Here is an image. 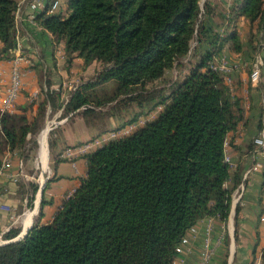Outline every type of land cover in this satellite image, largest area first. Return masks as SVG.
I'll list each match as a JSON object with an SVG mask.
<instances>
[{
  "label": "trees",
  "instance_id": "trees-1",
  "mask_svg": "<svg viewBox=\"0 0 264 264\" xmlns=\"http://www.w3.org/2000/svg\"><path fill=\"white\" fill-rule=\"evenodd\" d=\"M19 1L0 0V60L13 57ZM51 1L44 0L33 19L60 36L66 63L80 58L84 67L100 66L70 91L62 116H81L100 136L155 114L84 154L81 184L50 221L0 245V264H172L198 220L227 221L241 181L225 155L228 134L244 122L245 109L225 78L230 72L214 66L226 45L234 53L244 49L238 16L255 26L246 39L257 48L254 59L260 54L264 61V0H232L225 8L209 0H63L66 14L62 7L48 12ZM173 69L175 76H168ZM55 93L47 87L35 114L34 99L18 111H0V147L30 159L48 104L60 107ZM48 134L52 154L58 134ZM35 178H17L20 198L31 200ZM17 234L9 229L2 238Z\"/></svg>",
  "mask_w": 264,
  "mask_h": 264
},
{
  "label": "crops",
  "instance_id": "crops-1",
  "mask_svg": "<svg viewBox=\"0 0 264 264\" xmlns=\"http://www.w3.org/2000/svg\"><path fill=\"white\" fill-rule=\"evenodd\" d=\"M209 1L217 7L224 8L230 6L232 2V0L226 2L224 0L225 5L222 0ZM37 11L31 10L20 1L15 12V37L16 43H20L21 48L19 51H13V57L18 53L22 56V60L18 63L22 71V88L9 111H18L22 105L34 99L32 113L35 114L38 100L43 98V92L48 86L56 90L54 98L58 100L60 107L55 110L54 121L47 120L45 123V126L49 125L46 136L45 167L41 161L39 138L37 154L35 153L34 158L28 160H23L18 154L11 152L5 144L0 147L1 162L5 158L10 160V166L4 174L0 175V202L10 207L9 212H0V240L2 239L0 243L6 241L3 240L2 234L9 229L18 231L14 238H21L32 225L50 221L61 208L64 200L75 191L85 177L87 165L84 154L112 137L129 132L152 117L141 116L133 127V124L127 125L120 130L94 136L87 129L81 116L72 118L71 114L62 116L70 91L86 78L79 74V81L70 86V79L61 80L56 74L61 72L62 66L66 63L63 43L58 34L43 30L33 19ZM241 23L243 21L238 20L236 27ZM255 40L253 39V42ZM241 41L242 43L245 41L242 52H232L229 45H226L222 51L224 59L234 60L233 65L229 62L231 65L229 68H231L228 84L236 94L242 97L245 109L246 118L235 131L228 134L226 149V154L231 161V174L232 176L235 173L239 174L241 181L232 192L227 221L222 223L208 218L198 220L194 225V231L187 232L188 242L183 246L182 252L175 256L172 264L199 262L203 241L207 236V227H210L209 238L215 247L207 264H260V255L264 248V223L260 221L264 197L262 189L264 150L254 143V138L264 132V80L262 78L259 82L252 83L248 74L243 76V70L238 71V68L243 69L245 64L251 63V60L246 61L247 54H250L248 40L242 37ZM13 57L0 60V87L2 88L9 83ZM74 61L82 65L84 74L90 70L92 64L97 63L93 62L84 67L82 59L75 58ZM92 69L94 70V67ZM43 74L46 75L42 80ZM48 110L49 112L52 110L49 104ZM112 123V127H115L116 123L114 121ZM52 129H56L58 139L50 154L48 133ZM68 151L69 154H67ZM36 156L39 159L34 171L38 189L34 195H31L32 198L29 201L27 195L23 198L18 196L16 181L20 175L24 178L33 177L34 174L29 169L34 167ZM56 158L60 161H55ZM248 169L250 171L245 175ZM230 183H233V178ZM237 206L239 211L236 216ZM235 229L237 235H235Z\"/></svg>",
  "mask_w": 264,
  "mask_h": 264
},
{
  "label": "built area",
  "instance_id": "built-area-1",
  "mask_svg": "<svg viewBox=\"0 0 264 264\" xmlns=\"http://www.w3.org/2000/svg\"><path fill=\"white\" fill-rule=\"evenodd\" d=\"M25 1H27L26 5L31 10H35V11L38 10L44 2V0H25ZM60 7H61L60 0H52L49 4L48 12L50 13L56 12L57 10H59ZM20 48H21V44L17 42L13 51H16V50L19 51ZM20 60H22L21 54L20 53L15 54L13 57V65L10 71L9 83L7 86L3 88L0 87V111H7L12 107L16 97L18 96L22 88V71L18 64ZM263 64H264V61L261 55L257 54L254 59L252 70L249 74V79L252 83L258 82L260 78V73L262 70L261 67L263 66ZM227 65L228 64L225 62L224 57H221L220 64L214 67L215 68L217 67L219 70H222L225 73H229L230 68L228 67L229 65L228 66ZM225 78L228 82L230 81V77L226 76ZM254 143L257 144L258 146H264V132L261 133V135H259L258 137L254 138ZM67 154H69V151L67 152ZM225 160L230 162V165H231L230 158L227 154L225 155ZM9 166H10V160L8 158H5L0 164V175L4 174L6 169ZM249 171L250 170L248 169L245 172V175H247ZM262 189H263V194H264V178H263ZM9 211H10V207L6 205L5 203L0 202V212H9ZM260 221L264 223V197H263V211L260 216ZM188 231H194V226L190 227ZM209 231H210V227H207L206 228L207 236L203 241V249L201 252V258L197 264H207V262L209 261L211 255L213 254L215 250V247L209 238ZM187 242H188V237L186 233L181 239L180 243L176 247V254H179L182 252L183 246Z\"/></svg>",
  "mask_w": 264,
  "mask_h": 264
},
{
  "label": "rangeland",
  "instance_id": "rangeland-1",
  "mask_svg": "<svg viewBox=\"0 0 264 264\" xmlns=\"http://www.w3.org/2000/svg\"><path fill=\"white\" fill-rule=\"evenodd\" d=\"M20 1H22V0H20ZM19 1V2H20ZM63 0H60V2H61V7H62V12H64L65 14H66V12H68V10H67V7L65 6V5H63L64 3L62 2ZM226 1H229V0H225V2ZM201 2H202V0H201ZM225 2H224V0H222V3L223 4H225ZM22 3L24 4V5H26L27 4V1H25V0H23L22 1ZM63 5V6H62ZM226 5V4H225ZM60 12V11H59ZM62 15H64L63 13H61ZM237 20H240L241 22L243 21V23H241V25H238V27H237V29H238V33H239V35H240V37L242 38H252L253 36H254V34H255V29H254V25H249L248 23H247V21L245 20V19H243V18H241V16H238L237 17ZM259 36H263V38H264V31H261L260 32V35ZM243 43H245V41L243 42ZM247 44V43H246ZM253 44H254V42H253ZM247 46V45H246ZM255 48V47H254ZM253 48V46H250L249 45V51H250V54L248 53L247 54V62H249L250 60H251V63L249 64V65H244V67H243V69L242 68H238L239 70L238 71H241L242 72V70H243V72H242V74H243V76H246L247 74H248V77H249V74H250V72H251V70H252V66H253V63H254V55H255V53H257L258 51H256L257 50V48L256 49H254ZM182 61H184V65L183 66H186V58H182L181 59ZM225 62L229 65V66H231L230 65V63L229 62H231L232 63V65L233 64H235L234 63V60H230V61H227V59L225 58ZM227 65V66H228ZM183 66H181L182 68H183ZM228 66V67H229ZM92 67H94V70L92 69ZM64 68V69H63ZM100 68V66H99V64L98 63H94V65L92 64V66H91V68H90V70H87L86 72H85V74H84V69L82 68V65L81 64H79V63H76V61H74L73 63H71V64H67L66 65V63H65V66H62V70H61V72L60 73H56L58 76H59V78L61 79V80H63V79H66V80H68V79H70V86L72 85V84H74L75 82H78L79 81V77H78V75L80 74V75H82L83 77H85V78H88V79H90V78H94L95 77V72H96V70H98ZM231 68V67H230ZM262 72V71H261ZM175 69H173V70H169L168 71V73H167V75L168 76H170V75H174L175 76ZM56 74H55V76H56ZM44 75H46V74H43V76H42V80H43V78H44ZM68 75V76H67ZM168 76H166V77H168ZM260 78H261V73H260ZM260 81V80H259ZM258 81V82H259ZM251 82V81H250ZM115 84V82H110V83H107L106 85H104L105 86V88H106V90L107 89H110L111 88V86H113ZM68 90V89H67ZM57 102H58V100H57ZM54 113H55V111H53V110H51L50 112H49V110L47 109V112H46V121L48 120V121H54ZM155 113L153 112V113H151V114H149L148 116H149V118H150V116H153ZM147 116V117H148ZM46 121H45V123H46ZM135 124H133L132 125V127L134 126ZM49 126V125H48ZM54 126V125H53ZM109 132V131H108ZM42 133V131L40 132V134ZM40 134H39V137H40ZM49 135V134H48ZM38 137V138H39ZM47 148V147H46ZM38 150V149H37ZM47 150V149H46ZM36 154H37V152H36ZM36 154H34V155H36ZM34 155L33 156H31V158H34ZM37 157V156H36ZM38 157L36 158V160L34 161V167H32V168H30L29 170H30V172H32V174H36V172L34 171V170H36V165H38ZM39 164H40V162H39ZM2 240V239H1Z\"/></svg>",
  "mask_w": 264,
  "mask_h": 264
},
{
  "label": "bare ground",
  "instance_id": "bare-ground-1",
  "mask_svg": "<svg viewBox=\"0 0 264 264\" xmlns=\"http://www.w3.org/2000/svg\"><path fill=\"white\" fill-rule=\"evenodd\" d=\"M49 126L47 124V126H45V128L42 129V133H41V138L40 139V155H41V161H42V165L43 167L46 166V160H47V148H46V136H47V132H48Z\"/></svg>",
  "mask_w": 264,
  "mask_h": 264
},
{
  "label": "water",
  "instance_id": "water-1",
  "mask_svg": "<svg viewBox=\"0 0 264 264\" xmlns=\"http://www.w3.org/2000/svg\"><path fill=\"white\" fill-rule=\"evenodd\" d=\"M41 188H42V186L40 187V190H41ZM28 230H29V229H28ZM28 230H27V231H28ZM25 233H26V232H25ZM25 233H24V234H25ZM24 234H23V235H24ZM21 237H22V236H21ZM19 238H20V237H19ZM19 238L17 237V238H14V239H12V240L3 241V242L0 243V245H2V244H4V243H7L8 241L17 240V239H19Z\"/></svg>",
  "mask_w": 264,
  "mask_h": 264
}]
</instances>
